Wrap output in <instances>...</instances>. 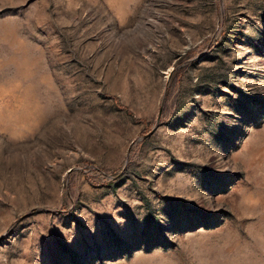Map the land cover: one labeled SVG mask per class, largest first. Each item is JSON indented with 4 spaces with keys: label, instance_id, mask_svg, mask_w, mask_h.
I'll return each instance as SVG.
<instances>
[{
    "label": "rangeland",
    "instance_id": "rangeland-1",
    "mask_svg": "<svg viewBox=\"0 0 264 264\" xmlns=\"http://www.w3.org/2000/svg\"><path fill=\"white\" fill-rule=\"evenodd\" d=\"M0 264H264V0H0Z\"/></svg>",
    "mask_w": 264,
    "mask_h": 264
}]
</instances>
